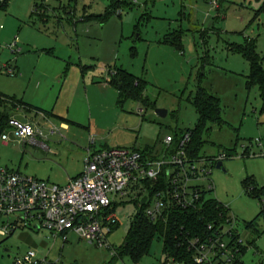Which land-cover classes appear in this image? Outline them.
Wrapping results in <instances>:
<instances>
[{"label": "rangeland", "instance_id": "obj_1", "mask_svg": "<svg viewBox=\"0 0 264 264\" xmlns=\"http://www.w3.org/2000/svg\"><path fill=\"white\" fill-rule=\"evenodd\" d=\"M110 3L11 0L0 8V91H12L19 77L34 84L33 79L43 78L39 94L45 93L47 99L49 94L50 101L48 90L53 84L49 76L66 75L74 64L82 80L69 113L73 122L85 127L70 125L67 131L53 119L11 111L12 119L36 133L22 141L12 128L7 130V143L0 141V169L64 186L69 173L82 166L78 156L84 154L91 138L97 148L160 152L166 136L178 140L195 127L197 116L191 102L200 87L219 100L223 124L208 126L199 155L230 156L222 162L224 172L208 166L214 186L208 198L226 207L234 218L247 246L241 262L264 264V196L249 195L243 188L246 180L256 189L264 187V106L258 87L246 86L248 63L229 50L231 45L252 41L264 65V0H217L216 7L207 0H119L118 8L102 22L98 17ZM35 5L43 10L35 12ZM173 32H181L179 50L164 43ZM14 38L24 53L18 57L6 50ZM7 65L17 66L14 77L6 73ZM115 70L144 83L145 102H119L108 82ZM158 110L167 116L160 118ZM89 126L95 131L92 136L86 129ZM199 184L207 186L205 181ZM136 202L131 195L114 206L116 225L107 238L109 250L88 244L75 233L63 241L29 225L0 237V264L23 261L29 253L35 255L37 264H171L158 239L139 262L118 256L130 221L139 212ZM17 218L4 217L0 226L13 224ZM252 221L253 227L247 228Z\"/></svg>", "mask_w": 264, "mask_h": 264}, {"label": "built area", "instance_id": "obj_2", "mask_svg": "<svg viewBox=\"0 0 264 264\" xmlns=\"http://www.w3.org/2000/svg\"><path fill=\"white\" fill-rule=\"evenodd\" d=\"M207 1L216 7L217 0ZM6 50L11 56H20L22 49L18 38H14ZM5 70L10 77L16 75L12 67L5 66ZM8 126L22 141L33 138L36 133L31 126L21 125L12 118ZM6 133L7 130L0 137L4 143L9 139ZM189 141V133H184L178 140L167 136L160 152H140L127 148L95 150L91 138L81 174L65 186L0 169V220L18 216L13 224H1L0 237L33 225L34 229H43L54 239L65 241L67 234L75 233L86 243L109 250L107 238L116 225L114 206L131 195L136 201L147 198L143 205L144 215L151 221L162 218L174 208L196 209L210 199L208 195L214 191L208 166H216L230 156L222 153L213 158L191 159L186 150ZM163 176L164 187L158 189ZM203 181L207 183L206 187L199 184ZM146 184L155 191L150 194ZM243 246L236 222L229 212L222 223L209 224L204 237L194 238L188 251L193 254L194 264H234L239 248ZM34 258L35 255L29 253L23 261L14 264H37L33 262Z\"/></svg>", "mask_w": 264, "mask_h": 264}, {"label": "trees", "instance_id": "obj_3", "mask_svg": "<svg viewBox=\"0 0 264 264\" xmlns=\"http://www.w3.org/2000/svg\"><path fill=\"white\" fill-rule=\"evenodd\" d=\"M10 1L4 0L0 2V8L4 9ZM118 6L119 0H111L110 6L106 9L105 13L98 17L100 21L107 20ZM41 10H43L41 5H35V12ZM164 43L179 50L181 48V32L168 34L164 39ZM229 50L240 54L248 63L249 74L246 78V86L247 88L253 86L258 87L264 106V65L262 58L256 52L255 43L247 41L242 45H231ZM45 53L52 55L50 51H45ZM135 83L138 86L135 87ZM109 85L117 91L119 102H123L124 100L145 102L143 99L144 83L135 79L125 71L115 70L112 72ZM191 106L196 113L197 121L192 130L185 132L190 134V141L186 150L191 159H197L204 145L203 134L208 131V126H221L223 122L221 120L219 100L200 87L191 102ZM20 110L28 113L37 111L41 112L46 118L53 117L48 112H43L20 99L0 92V137L9 129L10 112ZM57 119L62 120L61 118ZM182 136L183 134L179 138ZM150 150L145 149L143 152ZM163 184L164 176L160 179L157 188L163 189ZM146 187L149 189L150 194L155 191V188H149V184H146ZM243 188L249 195L256 197L264 196V187L256 189L249 180L243 183ZM139 203L140 201L136 202L139 212L130 221L125 243L121 253L118 255L119 257H129L135 262H139L144 256L148 255L152 243L155 239H158L162 241V254L166 262L170 261L171 264H194L193 254L188 251V245L194 238L204 237L206 227L209 224H220L229 214V210L226 207L210 198L203 201L196 209L183 211L174 208L167 211L162 218L151 221L144 215V206L140 207ZM253 224L254 221L248 223L247 228L253 227ZM11 234L12 232L8 236H11ZM246 250L247 246L239 248V254L234 264H243L241 258Z\"/></svg>", "mask_w": 264, "mask_h": 264}, {"label": "crops", "instance_id": "obj_4", "mask_svg": "<svg viewBox=\"0 0 264 264\" xmlns=\"http://www.w3.org/2000/svg\"><path fill=\"white\" fill-rule=\"evenodd\" d=\"M23 54L24 53L22 50L21 55H23ZM46 55H48V54H46ZM48 56L52 57L53 54L48 55ZM15 64H17V60L15 61ZM7 66L11 67L10 65H7ZM70 67L71 68H69V69L73 73H70V70L67 68L66 70H69V73L66 75L65 74H55L53 76H49L50 79H48V80L50 82H52V84H53V85H50V89L48 90V92L52 94L50 101H49V99H50L49 94H48V96H49L48 99H47V97H46L47 95L45 93H44L45 95L43 94L42 97L39 94L40 93L39 89L41 88L40 82H41V80L43 81V78L40 80L39 79H37V80L33 79V82L37 81L34 84L31 82V79L29 80V79H23L22 77H19L15 80L16 81V87H14L12 89V91H6L8 89L5 88L4 91H0V92L5 94V95L20 99L23 102H25V103L43 111V112H48V113L52 114L53 117H48V118L56 121L58 123L59 127L63 130L71 131L70 125H74V127H78V128H85V127H82L80 124L73 122V120H75V119L73 117H71L70 113H69V109L71 108V106L76 101V97H77V94L79 92V87L81 85L80 81L82 80L81 76H79V74L77 72V66L72 64ZM13 69H14L15 73H18V68L16 65ZM110 74H112V73H110ZM82 100L85 101L84 98H82ZM32 113H34L35 115H40L44 119H46V117L41 112L33 111ZM57 118H61L62 120H59ZM64 120H66V121H64ZM86 129L88 131V134H90L89 136H92V134H94V132H95L93 130V128L90 126L87 127ZM97 146H98V144L94 141V149L95 150L102 149V147L97 148ZM88 148H89V146L86 149H84V154H80L78 156V158L81 159V165H82L80 167L79 171H77L76 173H73V172L69 173L68 178L64 182L65 183L64 186L67 185L71 180H73L74 178L78 177L81 174L82 169H83L82 159H84L86 151ZM43 149L50 152L49 151L50 149H48L47 147H45ZM53 154L56 155L57 152L53 151ZM65 168L66 169L69 168V162L65 163ZM67 236H68V234L66 235V238H67Z\"/></svg>", "mask_w": 264, "mask_h": 264}, {"label": "water", "instance_id": "obj_5", "mask_svg": "<svg viewBox=\"0 0 264 264\" xmlns=\"http://www.w3.org/2000/svg\"><path fill=\"white\" fill-rule=\"evenodd\" d=\"M156 114L157 116H159L160 118H165L167 116V112L164 111V110H158L156 111ZM216 170H220L222 172H224V169H223V166H222V163L221 162H218L217 165L215 166ZM147 198L146 197H143L141 200H140V203H139V206H143L146 202Z\"/></svg>", "mask_w": 264, "mask_h": 264}]
</instances>
